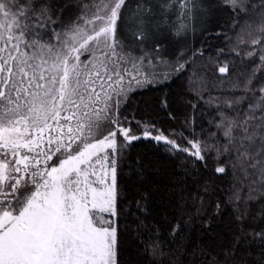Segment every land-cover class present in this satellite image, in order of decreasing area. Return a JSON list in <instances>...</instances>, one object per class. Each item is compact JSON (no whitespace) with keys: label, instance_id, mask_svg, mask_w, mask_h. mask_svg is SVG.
<instances>
[{"label":"snow or ice","instance_id":"obj_1","mask_svg":"<svg viewBox=\"0 0 264 264\" xmlns=\"http://www.w3.org/2000/svg\"><path fill=\"white\" fill-rule=\"evenodd\" d=\"M188 2L170 0L164 8L179 4L184 9ZM220 3L234 13L247 11V0ZM71 6L0 0V264H119L118 168L134 141L163 142L170 154L184 153L207 167V145L187 140L185 147L169 138L186 140L183 133L165 135L151 121L120 114L131 91L162 82L140 71L145 61L170 68L165 79L189 63L184 50L168 61L158 43L142 57L125 53L118 25L127 26L138 45L154 38L145 19L147 5L130 9L127 0H92L78 5L80 15L68 24L54 18ZM57 23L60 31L50 28ZM49 31L55 42L45 39ZM181 32L177 28L175 35ZM260 32L251 43L264 53V25ZM246 55L253 58L257 52ZM259 59L246 91H252L248 86L264 68V54ZM219 72L227 73L228 65ZM259 92L242 120L222 114L221 124L228 138L225 151H235L245 176L251 168L264 184V87ZM133 122L136 129L123 126ZM258 140L262 146L253 153ZM146 196L135 201L138 210H148ZM180 227L174 224L171 234ZM254 236L264 241V231ZM157 247L153 242L150 250Z\"/></svg>","mask_w":264,"mask_h":264},{"label":"trees","instance_id":"obj_2","mask_svg":"<svg viewBox=\"0 0 264 264\" xmlns=\"http://www.w3.org/2000/svg\"><path fill=\"white\" fill-rule=\"evenodd\" d=\"M48 2L55 9L72 5L54 17L63 24L80 15L82 0ZM169 2L127 0L130 9L138 3L147 5L150 14L145 19L154 38L138 45L124 25H118V34L127 42L125 49L135 55L152 53L158 43L168 61L184 50L183 59L189 63L183 71L172 73L169 82L130 94L120 114L130 121L133 117L151 121L165 135L183 133L186 140L169 138L185 147L187 140L207 145V167L184 153L170 154L160 142H133L118 168L123 233L119 264H264V241L254 236L264 231V184L251 168L245 176L235 151H225L228 138L221 124L222 114L242 120L249 104L262 95L264 68L256 71L248 86L252 91L245 90V83L264 54L251 43L261 38L264 0H248L246 13H234L220 0H190L184 9L177 4L165 10ZM50 28L60 31L61 25ZM177 28L182 29L181 35H175ZM52 38L49 31L45 39ZM253 49L257 55L250 58L246 54ZM225 64L228 72L222 74L219 68ZM123 126L137 128L135 122ZM261 146L258 140L251 151ZM217 167H224L225 172L217 173ZM145 194L146 212L135 204ZM176 223L181 227L172 235ZM153 242L158 244L155 252L150 250Z\"/></svg>","mask_w":264,"mask_h":264},{"label":"rangeland","instance_id":"obj_3","mask_svg":"<svg viewBox=\"0 0 264 264\" xmlns=\"http://www.w3.org/2000/svg\"><path fill=\"white\" fill-rule=\"evenodd\" d=\"M247 1H248V0H247ZM14 2H16V0H14ZM91 2H92V0H82V6H83V5H87V4L91 3ZM21 6L24 7L23 5H21ZM118 32H119V28H118ZM120 34H121V32L119 33V35H120ZM52 41L55 42V38H54V37L52 38ZM124 44H125V47H126V46H127V42H124ZM125 53L130 54L131 57L135 58V57H142V56H144L147 52H146V53H143V54H141V55H135V54H133V53H131V52H128V51L125 49ZM148 53L150 54L151 52H148ZM81 59H82V60L88 59L87 54H86L85 56H82ZM126 67H127V69H128L129 72H132V65H131V63H128V64L126 65ZM140 71H141L142 73H145V74H147V73H154V74H156L157 79H159V80L162 81L161 83H155V84H152V85H150V86H153V85H162V84H164V83L169 82L170 79L172 78V74H171L167 79H165V76L168 75V73L171 72V69H170V68H168V67H164V66L156 67L155 62H153L152 64H149L147 61H145V62H144V66H143L142 68H140ZM173 73H174V72H173ZM151 78H152V76H149V79H151ZM146 87H148V86H142V87H140V88H136V89H134L133 91H131V92L128 94V96H129L130 94H132L133 92L138 91V90H141V89H145ZM124 103H125V102H124ZM124 103H123V104H124Z\"/></svg>","mask_w":264,"mask_h":264},{"label":"water","instance_id":"obj_4","mask_svg":"<svg viewBox=\"0 0 264 264\" xmlns=\"http://www.w3.org/2000/svg\"><path fill=\"white\" fill-rule=\"evenodd\" d=\"M160 143L164 144L163 142H160Z\"/></svg>","mask_w":264,"mask_h":264}]
</instances>
